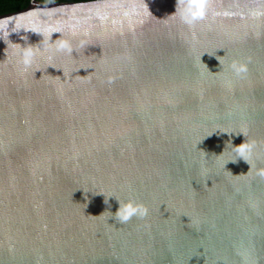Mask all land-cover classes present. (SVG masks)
I'll use <instances>...</instances> for the list:
<instances>
[{"label": "water", "instance_id": "95a60500", "mask_svg": "<svg viewBox=\"0 0 264 264\" xmlns=\"http://www.w3.org/2000/svg\"><path fill=\"white\" fill-rule=\"evenodd\" d=\"M175 10L0 13L40 49L25 70L0 35V264H264V0H210L193 27ZM129 200L148 215L121 224Z\"/></svg>", "mask_w": 264, "mask_h": 264}, {"label": "clouds", "instance_id": "9594fccd", "mask_svg": "<svg viewBox=\"0 0 264 264\" xmlns=\"http://www.w3.org/2000/svg\"><path fill=\"white\" fill-rule=\"evenodd\" d=\"M209 5H210V0H176L175 13L170 15L169 17H178L182 23H184L185 25L189 27H193L197 23L202 22L206 19L207 14H208ZM144 6H145L146 11H148V8L145 2H144ZM252 15L254 17H260V16H264V12H260V11L253 12ZM12 33H17V32L9 31L5 27V21H0V35L7 36V42L5 43L4 40L3 42L7 46L8 44H11L19 49V53H18L19 61L18 62L20 66L26 70L32 67V65L34 64L40 49L37 48L36 46L22 47L18 43L11 42L8 38ZM33 33H36V32L33 31ZM52 34H55V32H53ZM20 39L26 41L27 36H22L20 37ZM55 50L58 52H63L67 55H71L73 52L71 43L68 40H64L61 38L56 39V49ZM205 67L207 66L205 65ZM230 67L234 75L239 78H243L248 72V68L245 63L233 61ZM253 147H254L253 144L244 142L235 148H236L237 153L247 163L246 159H244L245 153H251ZM258 175H260L261 177H264V170H260ZM117 202L119 204V207L114 214V218L121 224L128 223L134 217L138 219H143L148 215V208L143 203H138L132 200H129L128 202H125V203H121L120 201H117Z\"/></svg>", "mask_w": 264, "mask_h": 264}, {"label": "trees", "instance_id": "16d2710c", "mask_svg": "<svg viewBox=\"0 0 264 264\" xmlns=\"http://www.w3.org/2000/svg\"><path fill=\"white\" fill-rule=\"evenodd\" d=\"M30 0H0V13L24 8ZM38 3H67V2H86L94 0H34Z\"/></svg>", "mask_w": 264, "mask_h": 264}]
</instances>
